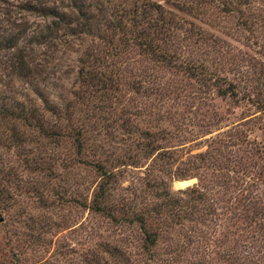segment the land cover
<instances>
[{
    "label": "rangeland",
    "instance_id": "rangeland-1",
    "mask_svg": "<svg viewBox=\"0 0 264 264\" xmlns=\"http://www.w3.org/2000/svg\"><path fill=\"white\" fill-rule=\"evenodd\" d=\"M150 1L182 19L152 42L204 65L206 78L133 45L112 56L133 34L108 21L134 0H0V39L20 36L0 49V119L36 108L45 128H81L84 142L79 150L64 133L50 143L24 126L23 144L0 139V264H264V0L236 12L219 1ZM196 4L195 14L178 8ZM60 17L54 37L41 38ZM195 26L203 39L185 31ZM18 48L29 78L9 66ZM82 58L122 79L79 83ZM98 161L114 173L106 213L90 206ZM133 215L155 232L153 246Z\"/></svg>",
    "mask_w": 264,
    "mask_h": 264
},
{
    "label": "trees",
    "instance_id": "trees-1",
    "mask_svg": "<svg viewBox=\"0 0 264 264\" xmlns=\"http://www.w3.org/2000/svg\"><path fill=\"white\" fill-rule=\"evenodd\" d=\"M211 1H219L220 3H223L226 5L228 12H236L237 4H248L250 0H211ZM234 1V2H233ZM197 5V4H196ZM179 5L178 8L180 10H183L187 13L195 14V10L199 8V5ZM28 7L30 10H38L39 12H42V15L44 16H55V11L49 6L46 7H37L33 4H28ZM47 11V12H46ZM155 13L156 16L154 17H147L149 14ZM59 17V16H58ZM151 18V19H150ZM64 18L60 17L57 19V21H53L49 26L46 28V34L40 35L41 38L48 40L54 37L56 31H53L54 27L57 28ZM182 19L176 18L174 15H171L169 11H166L160 4L154 3L150 0H134V4L120 12L117 17H112L108 22H110L111 26L115 29L121 30L126 33H132V37L130 39H126L124 37L123 39V47L124 49L116 50L112 56H119L121 53L120 51H125V46H137L139 48H143L146 50L147 53H149L151 56H153L155 59L159 61H166V62H172L177 63L179 66H182L183 69L190 74H198L201 77L206 78V72H204L203 69H205L204 65L196 64L194 62H190L186 58L179 57L176 54H173L171 52H167L159 48L157 44H154L151 40V37L156 34L161 35L160 38H165L168 36H171L172 28L180 29L182 28ZM190 24V23H189ZM192 25V23H191ZM194 27H185V31L196 33V35L199 34V37L203 39L204 32L200 27L195 26ZM134 33H133V32ZM20 40V36L14 32L11 31L7 33L6 36L2 37L0 39V49L5 48H12L15 47ZM88 60H85V58L81 59V67L78 71V82L79 83H116V80H121V77L113 78L110 74L105 73L104 71L97 70V67L95 69L89 67L91 65H87ZM99 59L93 58V65L98 64ZM32 61L29 59V55L25 52L22 53L21 49L18 48V53L16 54L15 58L10 63V68L12 69L13 73L21 78H29L32 75ZM99 71V72H98ZM129 83H139V81L133 80L128 81ZM127 83V82H126ZM111 85V84H110ZM66 108V109H64ZM52 114L56 115L57 119L60 120L66 119L64 116L68 115L63 110H68L67 107H58V105H52L50 106ZM30 111L38 112V110L35 109H29ZM25 107H23L19 114L15 115L13 112L8 113V116H3V118L0 119V126H4L2 124H9L11 123V130L9 134H5L3 132H0V139L5 136L7 137V141L12 142L14 146L23 144V137L21 134H23V131H19V126H24L25 128L31 129L34 128L42 133V137L45 138L48 142H58L61 140L62 136H65L64 133H66L67 136H74V141L79 148V150L84 148V142H83V132L80 128L77 129V132H64L59 131V127L49 126L48 128H45L43 126L42 117L39 113H36L37 116L31 115V112ZM1 112V111H0ZM3 113V111H2ZM64 115V116H63ZM18 118V119H15ZM30 119H33V123L30 121ZM3 122V123H1ZM10 128L8 127V130ZM85 141V140H84ZM47 162V161H46ZM44 162V163H46ZM37 164V163H36ZM41 168V166H38ZM43 168V167H42ZM95 168L100 174V180L98 181L92 199L90 201L91 208L99 213H106L107 212V206H106V200L110 189L111 179L114 176V173L111 169V167H108L107 163L103 161H98L95 163ZM132 220H135L138 222L139 226L143 230L145 234L146 242L150 244V247L155 244L156 241V234L154 231H151L148 229V224L144 217L140 215H133L131 218ZM149 250V247L147 248ZM109 255L115 257L117 256V250L115 247H108L106 251Z\"/></svg>",
    "mask_w": 264,
    "mask_h": 264
}]
</instances>
